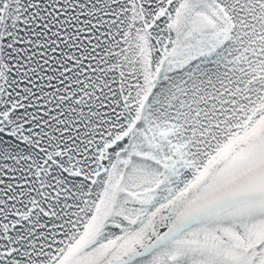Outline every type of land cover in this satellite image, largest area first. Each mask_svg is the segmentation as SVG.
I'll use <instances>...</instances> for the list:
<instances>
[{"label": "snow or ice", "instance_id": "1", "mask_svg": "<svg viewBox=\"0 0 264 264\" xmlns=\"http://www.w3.org/2000/svg\"><path fill=\"white\" fill-rule=\"evenodd\" d=\"M0 264H264V0H0Z\"/></svg>", "mask_w": 264, "mask_h": 264}]
</instances>
